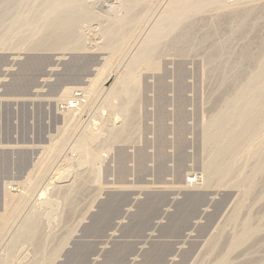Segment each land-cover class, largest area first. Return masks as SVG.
I'll list each match as a JSON object with an SVG mask.
<instances>
[{
	"label": "rangeland",
	"instance_id": "1",
	"mask_svg": "<svg viewBox=\"0 0 264 264\" xmlns=\"http://www.w3.org/2000/svg\"><path fill=\"white\" fill-rule=\"evenodd\" d=\"M116 1H96L95 11L108 17L107 8L115 3L117 5ZM10 2L11 13L4 17L1 30L5 26L13 25L19 36H29V40L37 39L38 27L28 30L22 25V21L18 20L20 17H29L34 4L33 0H11ZM165 2L166 0H160L145 26L133 27L132 32L134 31L135 34L129 35L131 37L128 36L125 42L121 38H114L112 43L116 46L110 50L111 56L108 50L89 47L90 44L98 41L102 43L101 40H103L95 32L98 28L96 21L91 22L88 28L84 26L86 24H83L82 29L87 34L85 42L91 41L87 44L89 48L84 46L63 51L51 50L48 47L32 49L29 47L28 40L13 36L2 38L0 41V214L5 209L3 197L6 191L13 195L24 191L23 184L37 166L38 158L42 153L44 154L43 148L52 143L58 142L63 149H60L61 155L58 154L57 160L47 167L46 178L38 189L41 190V186L44 187L47 182L61 180V177L62 180L58 183L64 184L66 181L72 183L73 180L80 179L82 190L84 188V192L80 191L82 194L75 192L80 195L75 196L72 193L73 197H77L73 201L72 210L62 202V196H60L62 189L58 192L61 194H57L53 184L47 185L46 195L43 197L53 199L57 201L56 203L52 205L43 203L36 207L33 205L35 202L32 201L33 197L30 202L27 201L28 203L19 207L3 234L0 235V259L10 251L12 255L6 264H32L34 256L45 254L46 251V254H49L57 248L56 244L60 243L56 256H53V259L51 257V263L48 264H211L217 255L207 256V252H203V250L207 251L205 247L212 242L213 239L209 242L211 236L216 234L222 226L224 231L226 229L225 233L230 234L229 238L233 232L238 231L239 225L236 227L238 222L235 226L233 223L227 224L229 223L227 216L232 215L235 200L241 198L239 188L229 187V185L226 187L229 183H225L224 186L216 184L208 186L205 182H201L205 180L204 163L206 164L207 155L211 153L208 152L209 148L204 146L203 127L207 118L218 110L216 108L220 109L222 105L219 104L226 98L225 92L231 88L232 80L226 71L228 68L226 70L223 68L225 61L232 65L233 71L239 70L240 64H235L232 55L241 49L246 40L255 39V35L264 36V0H255L254 4L249 1L237 4L240 7L249 6L250 3V6L257 8L256 17L259 21L256 28L246 31L249 34L243 33L244 36L230 31L229 35L228 31L233 28L232 24L227 20L221 22L222 19H220V23H224L217 31H214V34H210L212 35L210 44L207 41L204 44L198 43L194 36L201 40L200 37L205 32L211 33L210 30L213 32L211 24L214 22L211 21L218 20L217 10L211 9L206 11V14L205 12L201 14L202 19H205V21H198L201 28L199 24H195L198 27L194 32L192 48L188 47L184 53H180L178 49L170 45L163 46L162 50H158L156 54L160 64L158 69H149L143 63L136 64L132 68L137 76L138 84L131 102L135 120L129 128L128 139L114 140L108 151L102 149L103 160L98 171L100 178L94 183L95 185L90 179V174H87V177L84 174L88 173V166L77 165L75 158L77 160L79 154L72 146L83 127H95L100 130L114 124L118 126L121 124L122 116L106 104L103 92L96 95V100L92 101L91 105L83 111L82 116H77L74 122L64 121L60 112V107L64 105L61 101H55L60 94L61 86L67 82L70 85L86 87L88 83L85 80L87 81V78L94 74L96 67L101 66L103 59L107 56L111 60L107 71L111 68L121 71L130 67L126 61L136 56L141 34L147 30L153 19L157 18ZM99 5L103 10L102 8L100 10ZM212 12L213 15H211ZM122 14L121 8L116 16ZM198 18L201 16L199 15ZM105 19L102 20L103 24L106 23ZM208 21H210L209 29L205 24ZM227 25L231 28H226ZM120 34L123 35V29ZM211 40L226 42L229 46L223 58H219L216 64L213 62L215 65L205 56L210 51L208 49L212 50ZM254 63H242L241 66L250 70L255 68ZM215 66H218L216 70H211ZM120 79L123 82V74ZM112 102L118 104L119 100L113 99ZM104 125L106 127H101ZM243 159H241L243 162L246 161V158ZM241 160L240 163H242ZM248 160L245 162L246 165L253 163V160ZM68 162L71 164L69 165ZM64 169L69 174L62 175ZM80 172L84 174L85 181L81 178L82 173L80 178L77 177V173ZM188 175H196L200 179L196 186H185ZM263 175L264 173L258 179V188L252 194L254 197L251 196L245 203V210H247L245 213L252 211L249 214L253 215L254 221H257L255 219H258L259 214H262L264 218ZM68 183L66 185H69ZM199 184L202 185L198 186ZM92 185L95 186L94 189L91 188ZM34 210L39 212L41 220H44L41 226L43 230L41 233H45L44 237L46 236L44 251L39 253L31 243L25 240L15 242L14 246H11L12 250L9 245L13 242L16 232L24 224L28 214ZM219 223L225 224V227ZM227 234L220 238L216 234V238L219 239H215L214 235L213 241L218 240L220 243L221 239V242L226 243ZM260 234L258 236L262 238L258 236L255 238H261L262 243L259 239H252L250 243L241 245L242 248L235 251L237 253L235 256L233 252L234 254H231L233 257L230 256L231 260L228 259L227 263L238 264L240 261L239 264H253V260H256L255 264H264V229L263 234L262 232ZM220 244L218 249L222 251L225 246ZM50 247L53 249L51 250ZM34 250L36 253H32ZM220 250L217 252H221Z\"/></svg>",
	"mask_w": 264,
	"mask_h": 264
},
{
	"label": "bare ground",
	"instance_id": "2",
	"mask_svg": "<svg viewBox=\"0 0 264 264\" xmlns=\"http://www.w3.org/2000/svg\"><path fill=\"white\" fill-rule=\"evenodd\" d=\"M10 1L11 0H0V41L2 40V38H8V36H13V37H17L18 39L23 38L28 40L29 47L32 49L48 47L51 50L63 51V50H73L76 49L77 47L86 46L87 48L96 47L110 51L113 50L116 46L112 43L114 41L113 40L114 38H121L123 39V42H125L128 36L134 33V31L132 32L133 27L141 25L140 27L142 28L143 26H145L144 24L146 23V21L149 20L150 14L156 10L155 7L157 6V3L160 0H117L116 1L118 3L117 5L115 3L111 5L109 8H107L108 9L107 13L105 11V13L108 14V17L95 11L94 5L96 1L99 0H33L34 4L30 10L29 17L27 18L20 17L18 19L22 21V25H24L28 30L29 29L33 30L36 27H38L39 37L37 39H32V40H29V36H25V35L19 36L18 32H15V27L13 25H10L8 27L5 26L1 30L4 17H6L8 14L11 13L9 10V7L11 6ZM243 1L244 2L247 1V3L248 1L250 3L253 2L252 4H254L255 0H166L158 16H156L157 18L153 19L151 25L150 26L148 25L149 27L146 28L147 30L141 34L140 41L137 44L136 56L126 61L127 64H130V67H127L126 69L121 71L116 68H111L110 70L107 71L111 63L109 56H107L105 59H103L104 62L102 63V65L96 67L94 74L91 77H88L87 81L84 79L85 82L88 83L86 87L75 86L73 84L70 85V83L68 82L66 84H63V86L60 85L61 91H59L60 94L57 95L55 101H61V103H63L64 105L60 107L61 108L60 112L62 113L61 115L65 122H69V121L74 122L77 116H80L83 113V111L89 105H91V102L96 100L95 97L100 92L101 93L103 92L105 94L104 101L106 102V104L112 107L114 111L119 112L122 116V118L120 119L121 124L119 123L120 125L118 126L117 125L115 126L114 124L106 127L104 125L101 127H106V128L101 129L99 127L100 130H97L95 127L93 128L83 127V130L78 134L76 141H74L75 144L72 147L74 148V151H77L79 154L78 159L76 160L75 158V161L78 163L77 165L81 164L83 166V164H85V166L86 165L88 166V173H84V174H86V177L87 174H90L91 176L90 179L93 180V184L98 181V178H100L98 177L100 174V173L98 174V171H99L100 163H102L103 160V155H102L103 150L105 151L106 149V151H108V149L111 146V143L113 144L114 140L117 139L125 140L126 138L128 139L129 128L132 126L135 120L133 119V116L135 117L134 115L135 112L133 113V105H131V102L133 101L132 98L136 94L135 89L138 88V84H137V76L134 74L132 68H134L136 64L143 63L145 67L149 69H158L160 67V64L158 63L156 54L157 51L160 50L163 46L170 45L171 47L178 49L180 53H184L188 49V47L192 48V46L194 45L192 41H194V39L201 44L202 42L203 44L204 42L205 43L209 42V40L212 38L211 37L212 35L210 36V34H214L215 33L214 31H217L221 27L220 25L224 23V22L220 23L219 21L220 19H222L221 22L227 20V22L232 24L231 27L233 28L231 30L229 29V31L227 30L228 34L231 31V32H235V34L237 32L239 34L245 33V35H247V33L249 32L248 29L256 28L257 21L259 20H257L256 17L257 8H255V6L253 5L250 6L251 5L250 3L248 4L249 6L243 5L239 7V5H237L241 3L243 4L244 3ZM98 7L100 8V5ZM121 8L123 10V14L117 17L116 16L117 11ZM104 9L106 8L104 7ZM211 9L212 10L215 9L218 11V12L216 11L218 16L216 18L218 20L216 21L215 19V21H211L214 22L213 24H211L213 28L211 29L213 30V32L211 30H210L211 33L205 32L203 35L201 34L202 35V37H200L201 40H199V38L196 39L195 37L196 35L194 32L196 31L195 29L198 26H196L195 24H199L198 21L200 22V20L205 21V19H202L203 15L201 14L204 12H205L204 14H206V11ZM199 15L201 16V18H198ZM211 15H213V12ZM104 18H106L104 20L106 22L105 24H103L102 21ZM94 21H96L98 25V28L96 27L97 31L95 32H97L96 34H99L103 40H101L102 43L100 41H98L100 43L94 41L95 43L92 42L93 44H90L91 42L90 41L88 42L90 44V46L88 47L87 46L88 43L85 42V39L87 38V34L84 33L82 28H83V24H86L84 26L89 27L91 22ZM150 21H152V19H150ZM209 23L210 21H208V23H205L207 24V29H209L208 28ZM200 25L201 24H199V27ZM227 27L229 26L227 25L226 28ZM122 29H123V35L120 34ZM91 31L94 30L92 29ZM246 31L248 32L246 33ZM231 35H233V33H231ZM254 37L255 39L251 38V40L245 39L246 42H243L244 44L241 46V49H239V51L236 54L234 53L235 55L234 54L232 55V57L234 56L235 64L236 65L240 64L239 70L233 71L232 65L229 64L227 60L225 61L223 59V61H225L223 68L224 70L228 68L226 71L229 73L232 80L231 88L229 89V91H226L229 92L228 94L225 92V90L223 91L225 92L224 97L226 98L222 100V102L224 101L223 104H221L222 102L219 104L222 106L220 107V109L219 107L218 108L214 107L218 110H216V112L214 110L215 113H212V115H210V117L207 118V122L206 123L204 122L205 124V126L203 127L204 129L202 128L204 131L203 132L204 133L203 138L205 144L204 146L208 147L209 148L208 152L211 153L207 155L208 159L206 160L207 161L206 164L204 163L205 180L202 178L203 181L201 180V182L202 183L205 182L208 186L209 185L213 186L214 184L218 186H224L227 183H229L227 184L226 187H228L229 185V187L232 186L234 188L236 187L237 189L239 188L241 195V198L240 197H239L240 199L238 198L239 201L237 199L235 200L236 203L234 204V207L232 209L233 210L232 215L227 216L228 217L227 222H229L227 224L233 223L235 226V223L238 222V224L236 225V227L239 225L237 227L238 231L236 230V233L233 232L232 236H230L229 238L228 235L230 234L225 233L226 229L224 231V228L222 226L224 225L225 227V224L219 223V225H221L222 228L219 229L217 227V229L219 230L217 231L216 229L217 231L216 234H218L219 238L222 236L225 237V235L227 234L226 238L228 239L227 241L225 240L226 243L221 242L222 240L220 239V243L226 244V245L224 244L225 247L223 246L224 248L222 251L218 249L220 243L218 242V240L213 241L214 238H212L215 235V239H219L216 238L217 237L216 234L211 236L209 242L212 239L213 240L212 242L209 243L210 245L206 243V245L208 244L205 247L207 251L203 250V252L205 253L207 252V256L208 255L215 256V254L217 255L211 264H224V263L228 264L227 262H229L228 261V259H230L229 257L230 256L233 257L231 254L235 253L234 254L235 256L237 254L235 251H238L237 249H240L241 245L244 244L246 245L247 242L250 243L249 241H251L252 239L258 240L259 238L257 239L255 237L258 236V234H260L261 232L263 234V229H264L263 226L264 224L262 223L263 216H261L262 214H259L260 216L257 217L258 219H255L257 221H254L253 215L249 214L252 212L251 210H250L251 212L245 213V211H247L245 210V205H246L245 203L247 202L246 200L248 198L250 199L253 192H255V189L258 188L257 187V184H259L258 179L264 173V36L255 35ZM123 42H119V43H123ZM211 43L213 44V45L211 44L212 50L208 49L210 50L208 51L209 52L207 54L208 56L207 55L205 56L207 57L206 59H209V62H211L212 64H214L213 62H215L216 64V61L219 58L220 59L223 58V56L225 55L224 53L225 51H228L229 46L227 45L226 42L220 43L217 41L215 42L212 41ZM226 53L228 54L229 52ZM110 56H111V51H110ZM248 62H255L254 63L255 68L247 70V68L241 66L242 63L245 64ZM216 67L218 66H215V68L212 67L211 70L213 69L216 70ZM219 71L223 72L222 70ZM122 74H123V82L120 79L122 78ZM113 99L119 100V103L117 102L118 104H113L112 102ZM57 109H59V107ZM60 149L63 148H61V144H59L58 142L57 144L52 143L49 146L43 148L44 154L42 153L40 158H38L36 164L37 166L30 173V175L27 178V181L23 184L24 187L23 192L18 193L17 195L10 194L9 191H6V193L4 192L5 194L3 200H4L5 209L3 213L0 214V235L3 234V232L9 225L12 216H14V213H16L15 211L19 207L28 203L27 201L30 202V200L33 197L34 200L32 199V201L35 202L32 203L33 205H36V207L40 206V204L43 205V203L45 205L46 204L52 205L53 203L57 202V201L55 202V200L53 199L52 200L49 198L45 199L43 197L44 195H46V191H47L46 187L49 184L54 185V190L57 191L56 192L53 190L54 193L56 192L57 194H61L58 192L61 191L62 189V195H60L62 196L61 197V199L63 200L62 202L65 205H67L69 209L72 210V208H74L72 206L74 205L73 201H75L74 199L77 198V197H73L75 192H79L80 194H82L80 192L82 190L80 179L77 178L78 180H73L76 178L72 177L73 179H71V181L73 180V182L71 183L69 181L71 183L70 184L66 181V183H64L65 184L64 186L63 183H62L63 185L61 183H58V181L60 180L59 178H58L59 180L57 181L55 180V182L50 180L49 178V180L54 183L47 182L46 183L47 185H44V187L43 185L41 186L42 187L41 190L38 189L43 179L46 178L45 174H47L46 173V170H48L47 167L49 165H52V163L55 160H57L56 158H58V154L61 153L59 152ZM205 150L206 149H204V151ZM242 158H244L243 160H245L246 158V161L243 162L241 160ZM248 159H250L251 161L253 160L252 161L253 163L248 164L249 166L245 164V162L249 161ZM240 160L242 161V163L239 162ZM64 173L65 175L69 174L66 172V170L62 172V175ZM81 173L82 172H80L79 174L77 173V177L83 174ZM84 174L81 177L82 180H84L83 179ZM198 180L200 179H198L196 175H192V176L188 175L185 180V186H191V185L196 186V184H198L197 182ZM67 183L69 185H66ZM201 185L199 184L198 186ZM92 187L93 189L95 188V186L93 185L91 186V188ZM101 188L100 190H102ZM20 191L22 190L20 189ZM82 191L84 192V188ZM95 191L98 192L96 189ZM253 197L254 196H252V198ZM252 206L253 205H251V207ZM260 207H262V205H260ZM40 212L42 213L44 211H40ZM242 213L243 216H241ZM224 219L226 218L224 217ZM42 221L44 222V220H41L39 212H37L36 210L30 212V214H28L26 220L24 221V224L20 226L21 228L16 232L15 237L12 240L13 242H11L9 246L10 247L14 246V243L19 240H25V242L27 241L31 243L36 251L42 253L44 251V244H45L44 241L46 240V239L44 240V238L46 237V236L44 237L45 233L44 234L41 233V231L43 232V230H41ZM60 245L61 243L59 245L56 244V247L58 249L52 248L53 249L52 250L50 247L52 251H50L49 254H46L47 251L45 254L43 253L40 256H37L35 254L36 256H34L35 258L34 260H32L34 263L32 264H48L50 262L51 257L53 259V256H56L55 254L57 250H59ZM250 245L254 246L252 244ZM35 250L32 251V253L35 252ZM218 250H220L221 252H217ZM11 257L12 255L10 251V253L6 254L2 259H0V264L8 263ZM211 260L212 257L211 259H209V261L211 262ZM255 261L253 260L254 263L252 261L251 262L255 264Z\"/></svg>",
	"mask_w": 264,
	"mask_h": 264
}]
</instances>
